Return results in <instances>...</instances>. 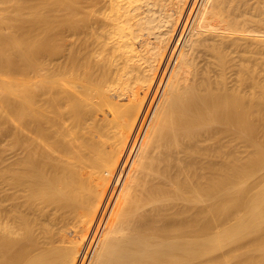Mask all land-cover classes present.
<instances>
[{"label":"bare ground","instance_id":"bare-ground-1","mask_svg":"<svg viewBox=\"0 0 264 264\" xmlns=\"http://www.w3.org/2000/svg\"><path fill=\"white\" fill-rule=\"evenodd\" d=\"M259 131L264 0H0V264H264Z\"/></svg>","mask_w":264,"mask_h":264},{"label":"rangeland","instance_id":"rangeland-1","mask_svg":"<svg viewBox=\"0 0 264 264\" xmlns=\"http://www.w3.org/2000/svg\"><path fill=\"white\" fill-rule=\"evenodd\" d=\"M17 99H19L18 100V102H20L21 103V105H20V107L18 108L19 110V112H20V114H19V116H18V119H17V125H19L18 126V131L16 132V133H14V135L13 136H11L10 138H8L7 140L8 141H23V134H25L26 135V133L25 132H27L25 129H24V132H22V130H21V128H20V126H22L23 127V122L25 121V115H24V110H25V106H24V104H23V102H24V95L23 94H19L18 95V97H16ZM17 99H16V101H17ZM15 123V122H14ZM15 125H16V123H15ZM255 140H258V141H253V147H252V150H253V157H256L257 155L256 154H258V151H257V149H264V134L262 133V131H259L258 132V134L257 135H255ZM260 149V150H261ZM259 150V151H260ZM255 151V152H254ZM252 171L254 172H257V173H255V176H254V174H252ZM263 171V170H262ZM262 171H260V170H258V171H256V170H251L250 171V173L252 174L251 176H254V177H252L251 178V176H249L247 179H244L243 181H247L248 179V185L250 186L249 188H252L251 189V193H250V195H248V197H246V198H250V196H256L257 195V193H258V195H259V193L260 194H262L263 193V190H264V171L262 172ZM249 173V174H250ZM263 182V183H262ZM262 183V184H261ZM241 184H242V182H241ZM240 184V185H241ZM243 185V184H242ZM258 185V186H257ZM255 186V187H254ZM261 186V187H260ZM259 187V188H258ZM258 189H260L259 191H258ZM262 189V190H261ZM256 190V191H255ZM262 192V193H261ZM253 193V194H252ZM249 194V193H248ZM251 199H252V197H251ZM246 201H247V199H245ZM248 203V204H247ZM250 203H252L251 201H250ZM248 205V207H245L244 208V210L242 211L243 213L240 215L239 214V216L238 217H240V218H238V217H235L237 220H235V222L236 221H238V223L240 222L241 223V221H239V219L241 220L243 217H246V216H248L249 215V211L251 210V204L249 205V202H246V206ZM251 206V207H250ZM250 207V208H249ZM248 210V211H247ZM242 217V218H241ZM234 218V219H235ZM234 221V220H233ZM230 222L227 226L229 227H232V226H235V222ZM232 223V224H231ZM239 223V224H240ZM234 224V225H233ZM236 224H237V222H236ZM238 224V225H239ZM232 225V226H231ZM227 226H225V227H227ZM223 228V229H226V228ZM222 229V230H223ZM243 241H246V239L245 240H243ZM243 241H241L243 244H246L247 243V241H246V243H244ZM240 242V243H241ZM239 243V242H238ZM237 243V244H238ZM234 245V246H239V245ZM242 244V245H243ZM234 246H233V248H234ZM230 248H231V246H230ZM229 248V249H230ZM225 251H228V249H227V247H226V249H225ZM213 252H214V250H213ZM212 251L210 252V253H208L209 255V258H207L208 260H207V263L206 264H217L219 261H222V257H223V251L221 252L220 251V254H219V250H218V254H217V251H215L214 253H213ZM212 256V257H211ZM252 257H253V260L254 261H259L258 260V257H261V256H259V251L257 252H253L252 253ZM238 261V260H237ZM233 264H234V262L236 263V259H234L233 261Z\"/></svg>","mask_w":264,"mask_h":264}]
</instances>
